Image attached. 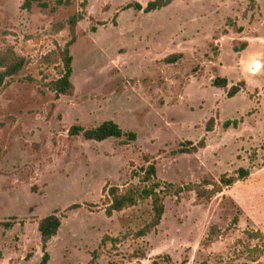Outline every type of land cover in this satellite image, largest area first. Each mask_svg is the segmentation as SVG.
Here are the masks:
<instances>
[{"label": "rangeland", "instance_id": "374dc122", "mask_svg": "<svg viewBox=\"0 0 264 264\" xmlns=\"http://www.w3.org/2000/svg\"><path fill=\"white\" fill-rule=\"evenodd\" d=\"M150 1L75 0L50 14L0 0V52L27 62L0 88V223H13L0 229V264H42L36 224L57 211L63 222L48 264H264V67H246L264 65V0H178L150 14L126 8ZM81 13L70 49L75 93L57 98L48 85L71 40L69 28L57 29ZM218 77L252 87L230 99L213 87ZM106 121L138 140L69 135ZM228 121L238 127L225 129ZM202 140L197 154H178ZM146 156L158 180L176 186L218 183L240 169L249 176L211 200L167 198L161 225L139 238L151 202L109 218L104 189L138 184L133 173ZM74 205L81 208L69 211ZM105 237L112 240L103 245Z\"/></svg>", "mask_w": 264, "mask_h": 264}, {"label": "trees", "instance_id": "16d2710c", "mask_svg": "<svg viewBox=\"0 0 264 264\" xmlns=\"http://www.w3.org/2000/svg\"><path fill=\"white\" fill-rule=\"evenodd\" d=\"M178 0H151L146 7L141 4H130L127 9H135L136 11L150 14L164 8H167L172 3ZM251 1V0H249ZM75 0H24L22 8L30 12L35 5H37L43 12L56 14L60 8H70L74 5ZM85 19L84 14H77L72 16L69 21L62 24L57 31L60 32L65 28H69L71 40L65 45L64 49H59L58 53L62 60L63 70L60 77L52 81L48 88L57 98L62 96H73L75 93V86L72 82L73 75V57L71 55V47L77 42V28L81 21ZM95 32V29H93ZM239 34L244 32L241 27L237 31ZM248 44L242 46V51L246 50ZM236 53H239L235 49ZM55 54V53H53ZM183 58L182 54L172 55L166 59L167 64H176ZM49 60V57L47 58ZM26 60L19 57L14 51L0 52V88H4L14 80L26 67ZM214 88L221 90H228V98L232 99L238 94L245 91L246 84L241 83L236 86L229 87V81L225 78H216L212 83ZM214 121L213 119L208 123L207 132H212ZM238 121H228L224 124L225 129L237 128ZM71 137L83 136L86 141L101 143L108 139H122L126 138L128 142H136L138 135L135 132L124 131L117 123L113 121L103 122L95 128L86 129L82 126H74L69 131ZM191 148L182 147L178 154H197L200 150L206 147V142L202 140L199 144L194 145L189 143ZM147 166L142 167L139 173H133V178L138 179V184L129 185L125 188L109 187L104 189V194H107L106 215L111 217L114 213H121L130 210L140 203L145 201L151 202L152 218L138 233L139 238H145L154 232L162 223L166 212L165 201L169 197L180 198L184 193L194 192L199 199L211 200L214 196L223 193L225 188H230L236 183L245 180L249 176V171L240 169L237 176L227 177L222 176L218 183H210L204 181L201 184H190L187 186H176L171 183H165L158 180L157 168L152 163V158L145 157ZM213 187L212 190L207 187ZM80 205L70 207L69 211L80 209ZM63 217L59 215V211L54 214L41 219L38 223V231L41 236V244L44 252L42 264H48L50 257L47 253L49 243L58 236L62 227ZM10 230L13 228V223H0V229ZM109 237H105L102 244H106ZM154 264H157L156 262Z\"/></svg>", "mask_w": 264, "mask_h": 264}, {"label": "crops", "instance_id": "0c3cea01", "mask_svg": "<svg viewBox=\"0 0 264 264\" xmlns=\"http://www.w3.org/2000/svg\"><path fill=\"white\" fill-rule=\"evenodd\" d=\"M251 49V45H249L248 47H247V49L246 50H244V52L246 53L247 51H249ZM251 74V73H250ZM74 75V74H73ZM218 78H224V77H218ZM225 79H227L228 81H229V84H231L232 86L235 84V83H233L230 79H228L227 77H225ZM251 79H252V74H251ZM245 83H246V88L247 87H252V80L250 81V79L249 80H245L244 81ZM239 95V94H238ZM237 95V96H238ZM235 98V97H234ZM109 217V216H108ZM112 217V216H111ZM110 218V217H109ZM41 220V219H40ZM37 225V227H38V223L36 224ZM39 232V231H38ZM40 234V233H39ZM56 238V237H55ZM57 238H58V236H57ZM40 239H41V236H40ZM25 259H22V261H24ZM31 262V261H30ZM30 262H28V263H30ZM28 263H26V264H28ZM18 264H23L22 262H19Z\"/></svg>", "mask_w": 264, "mask_h": 264}, {"label": "clouds", "instance_id": "9594fccd", "mask_svg": "<svg viewBox=\"0 0 264 264\" xmlns=\"http://www.w3.org/2000/svg\"><path fill=\"white\" fill-rule=\"evenodd\" d=\"M246 67H247V71L255 73V72L260 71L261 68L264 67V65H262L261 62L257 61V62L247 65Z\"/></svg>", "mask_w": 264, "mask_h": 264}]
</instances>
